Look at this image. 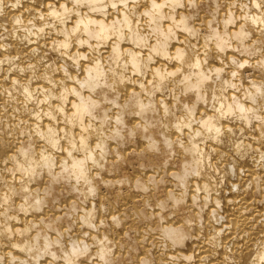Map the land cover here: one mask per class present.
<instances>
[{
  "label": "bare ground",
  "instance_id": "bare-ground-1",
  "mask_svg": "<svg viewBox=\"0 0 264 264\" xmlns=\"http://www.w3.org/2000/svg\"><path fill=\"white\" fill-rule=\"evenodd\" d=\"M0 264H264V0H0Z\"/></svg>",
  "mask_w": 264,
  "mask_h": 264
}]
</instances>
